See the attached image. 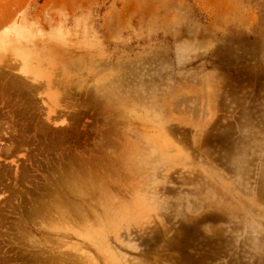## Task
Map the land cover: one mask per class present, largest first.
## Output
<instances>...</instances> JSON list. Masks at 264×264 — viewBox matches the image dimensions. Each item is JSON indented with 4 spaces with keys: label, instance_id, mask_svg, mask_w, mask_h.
Listing matches in <instances>:
<instances>
[{
    "label": "rangeland",
    "instance_id": "rangeland-1",
    "mask_svg": "<svg viewBox=\"0 0 264 264\" xmlns=\"http://www.w3.org/2000/svg\"><path fill=\"white\" fill-rule=\"evenodd\" d=\"M0 264H264V0H0Z\"/></svg>",
    "mask_w": 264,
    "mask_h": 264
},
{
    "label": "bare ground",
    "instance_id": "bare-ground-1",
    "mask_svg": "<svg viewBox=\"0 0 264 264\" xmlns=\"http://www.w3.org/2000/svg\"><path fill=\"white\" fill-rule=\"evenodd\" d=\"M23 34V33H22ZM23 40V39H22Z\"/></svg>",
    "mask_w": 264,
    "mask_h": 264
}]
</instances>
